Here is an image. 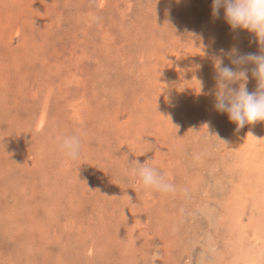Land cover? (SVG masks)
<instances>
[{
    "label": "rangeland",
    "instance_id": "rangeland-1",
    "mask_svg": "<svg viewBox=\"0 0 264 264\" xmlns=\"http://www.w3.org/2000/svg\"><path fill=\"white\" fill-rule=\"evenodd\" d=\"M212 4L0 0V264H264V121L214 107L260 45Z\"/></svg>",
    "mask_w": 264,
    "mask_h": 264
},
{
    "label": "clouds",
    "instance_id": "clouds-1",
    "mask_svg": "<svg viewBox=\"0 0 264 264\" xmlns=\"http://www.w3.org/2000/svg\"><path fill=\"white\" fill-rule=\"evenodd\" d=\"M221 8L233 30L244 29L254 33L260 45L259 54L241 53L235 46L229 50L220 49V56L214 60L217 73L214 107L227 113L229 120L239 129L246 124L264 121V0H213L214 17L219 15ZM225 58L232 66L224 64ZM249 71L257 81L256 90L252 92L246 86ZM237 84L238 87H233ZM80 148L79 135L64 136L60 142V150L70 159L78 158ZM131 171L145 187L165 193L175 190L174 185L147 162H131Z\"/></svg>",
    "mask_w": 264,
    "mask_h": 264
},
{
    "label": "bare ground",
    "instance_id": "bare-ground-1",
    "mask_svg": "<svg viewBox=\"0 0 264 264\" xmlns=\"http://www.w3.org/2000/svg\"><path fill=\"white\" fill-rule=\"evenodd\" d=\"M252 141H253V140H252ZM252 141H251V142H252ZM251 144H252V143H251ZM251 146H252V145H251ZM252 148H253V147H252ZM252 193H253V192H251V194H252ZM252 195H253V194H252ZM260 204H261V203H260ZM262 206H263V205H262Z\"/></svg>",
    "mask_w": 264,
    "mask_h": 264
}]
</instances>
